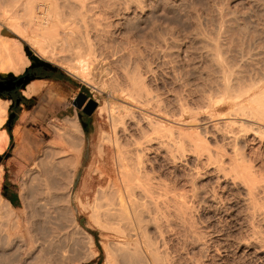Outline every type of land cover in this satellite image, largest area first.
I'll list each match as a JSON object with an SVG mask.
<instances>
[{
  "label": "rangeland",
  "instance_id": "1",
  "mask_svg": "<svg viewBox=\"0 0 264 264\" xmlns=\"http://www.w3.org/2000/svg\"><path fill=\"white\" fill-rule=\"evenodd\" d=\"M94 4L91 6L92 10L90 9V11L87 12L88 16H86V18L88 20L86 21V24L92 27L93 24L90 23L96 24V21L100 19L97 21V24L102 23L100 25L102 26V29L104 27L105 31H109L108 39L109 41L111 40L112 48L117 51L120 50V52L121 49H123L121 53L119 51L117 52V56H119V53L120 56H123L124 53H128L129 50H131L133 52L130 51V54L128 55H134L135 53V55L132 56L135 60L129 62L130 58L131 60L133 58L127 56V53L121 57L122 59L120 61L122 64L119 62V58L117 59V56L116 59H113V56H110V58L99 57V59L92 64L90 73L85 78H81V76H76L67 70L68 68L66 65L73 61V59H71L72 57L75 58V54L72 51H64L61 46H58L61 50L60 48L56 49L57 47H45L46 49L44 48V52H42V50L40 51L37 47L27 44L28 53L24 51L26 55L23 59V63H17L15 67L21 69H16V72L10 74L11 76L21 75L24 73L25 69L33 63L45 62L56 67L61 73L68 75L72 79V87L66 86L60 82H49L48 87L35 95L34 99L28 100L26 103H21L19 107L14 106L12 109V112L16 115H14L15 121H13L11 129L16 125L24 126L25 129H28L27 133L33 140V143H28L26 145L28 149L27 152L22 150L20 154H18L17 145L13 140L11 145L5 150L4 153H6V156H4L1 161V164L5 166V172L3 174L0 193L5 197L2 193L4 192L3 183L6 182L8 185L6 188L8 194L14 195L12 196L13 206L17 209L20 208L23 204L22 201H24V204L26 203V206L28 205L27 207L29 209L26 207V209H28V213H26L28 222L26 221L25 224L27 229H29L30 234H33V241H38V244H36V241L33 242V246L38 249V252L33 247L34 250L31 252L32 255L30 254L25 261H21L19 259L22 258L21 248L23 247L16 245L7 246L5 241H2L4 239H2L0 241V264H22L23 262V264H35L34 262L37 264V262H39L38 256L49 260V262L51 261L52 264L112 263L110 261L112 257L108 260L106 252L109 250L112 253V256L116 254V250L111 249V247L113 246L115 248V242L117 239L108 231L109 234H107L101 224H97V222L95 223L93 221L94 218L90 216V204L92 203L94 194L92 193V189L97 190L99 187L96 180L99 175L96 176L97 173H94V165L98 160L97 158L100 156L99 150L101 147H99V144L101 142V130L104 128L103 130L109 135L112 131L106 110L108 107H111L110 105H114L113 102L119 100L118 98L116 99V97L114 98V96H116V93L118 96L120 88L126 86L127 82L125 81V77L128 73L133 77L139 73V77L141 75V78L137 77L138 75L135 77L139 78L141 81L144 80L143 84H146L147 89L153 90V94L159 97L160 101H163L164 99L167 100L169 105L166 101H163L164 104H161H166V107L163 106V111H166L163 112L164 114L169 112L168 115L171 117L175 114V111L176 113L181 111L178 112V115H180L178 117L179 119L182 118L184 120H192L195 117L205 118L206 115L212 113L214 114V118H216L221 113V117L219 116L216 119L218 120L219 118L221 119L223 115H228L224 114L229 111V107L225 104L224 99V105L222 104L223 107L221 109L222 111H217L219 114L212 112L214 110H211L213 107H210V109L207 106L205 107L204 105L206 102L202 103L203 101L208 102L211 97L213 102L218 101V99L220 100L219 102H222L220 97H225L227 93L224 95L225 91L223 90L224 88H221V84L223 85L226 80L231 79V85L236 89L240 85L243 86L244 83L245 85L249 83L253 85L255 84V86L259 84L264 85V0H97ZM90 13L91 15L92 13L93 15L95 14V17L92 15L95 19L98 17L96 21L93 19L95 22L92 21V17L89 15ZM115 13L118 15L116 16ZM124 13L126 16H124ZM125 17L130 18H127L129 25L127 24V26H125L126 28L123 24L126 19ZM76 19L79 21L80 16L77 15ZM81 21L83 22L84 20L81 19ZM130 22L132 23L131 25ZM84 26L85 21L82 27ZM137 32H140V34ZM125 48L128 51L125 50ZM212 55H214V58H217L218 56V59L221 57L222 61H219L218 59L215 61L216 59L212 58ZM124 57H126L125 60ZM127 57L129 59H127ZM25 60L26 62L29 61L28 64L25 63ZM112 60L113 62H111ZM117 61L118 63H116ZM216 62L217 64L224 65V68L220 65H217V67L215 64ZM123 64L125 65L123 66ZM138 65H140V67ZM126 70L130 71L126 73ZM123 71L126 75L122 76ZM132 72H136V74H133ZM224 75H226L225 79H222ZM8 77L9 74L3 75L0 73V78ZM223 80L225 81L223 82ZM236 82H239L237 87ZM114 87L115 89H113ZM118 87H120L119 90ZM79 90L80 92H84L88 98L93 99L97 103L96 108L90 115L85 114L81 109H78L72 104ZM111 91L114 93L111 94ZM221 93L223 96H220ZM228 95L229 93L227 96ZM174 97H176L177 102L173 101L175 100ZM213 97L219 98L214 101ZM9 100L11 101V99ZM184 103H186V105L188 103L187 106H191V110L196 112L197 116L188 114L190 112L192 113V111H190V108L186 107ZM216 103L219 104L218 102ZM181 104L184 105L183 107L185 110H180L179 107L176 109V107ZM10 106L11 103L9 104L8 115L10 114ZM100 106H104V108L107 107V109L105 108L101 112L99 111ZM167 106L170 109H167ZM171 109L174 110V112L171 111ZM203 111L204 113H202ZM213 114L211 115L212 117L210 116L211 119L213 118ZM174 116L175 117L172 118L178 119L176 114ZM183 116L185 118H183ZM74 117H77L81 124L83 123L85 133L88 137H86L85 141L83 166L78 168L69 192L68 189H66V179H68L66 178V170L61 169L62 171H55L58 165L60 166L59 163L61 160L65 157L62 156V154L65 153H63L62 150L68 142L66 139L64 141L62 138V140L66 142L65 146L64 142L62 145V140L61 142L56 140L59 138L56 137L57 130H55L56 132L52 135V131H46L44 126L48 125L49 122H52L53 119L55 120V125L61 126L63 124L62 121L65 118L69 119ZM36 121L37 125L34 123ZM3 126L6 128V122ZM30 128H32V130H30ZM40 129L46 132L44 140L51 139V143H49L50 141L48 143L52 148L48 146V143L46 147H41L44 141L40 137L42 135ZM211 129L212 127L207 128L208 133H206L209 136L207 137L210 138L208 141L212 142L210 144L213 148H221L222 142L224 141L222 138L219 139L220 136L213 133V129ZM208 130L212 133H209ZM250 133L251 131H249V134ZM138 134L139 133H136V136L140 137L141 134ZM250 136L251 135H249V137ZM263 139H260L262 141L256 140L254 142L255 144L251 141L245 143L246 145L248 144L245 147L243 142V145L240 147L242 149H240L241 152L243 151V154L246 156L245 159L248 165H254L253 169L256 174L255 178H258L257 183H260V186L258 184L259 187H263L264 185V181L262 180L264 179ZM53 141H57V143H54ZM34 142H39L41 151L31 162L32 155L34 157L36 155L34 146H36L35 144L37 143L34 144ZM52 143L56 144V148L52 146ZM218 143L221 145H218ZM105 144L107 145V143ZM105 144L104 148L106 147ZM261 144H263V146ZM257 146L260 147L258 148ZM225 149L229 151V148L227 149L226 147ZM106 152L108 151L106 150ZM110 153L112 154L113 151ZM158 157H161L160 160ZM157 158L159 161L158 163L155 162L154 169L156 174H159L158 176H160L162 182L173 181L172 183H174L175 181L177 184L181 182L178 186L180 188L184 186L182 189H185V186H187L186 189L191 187L192 183L187 184L184 179H188L190 168L192 167L191 165L196 164L193 156L187 155L185 158L188 160L186 161L185 158L184 160L182 159L179 161L180 163H177V167H171L167 163V159L162 156H157ZM226 158L225 160L228 162V164H226L229 166L228 172L231 176L234 171L230 172L232 171L230 170V162L228 161L229 159ZM17 160H19L25 168L22 172L19 171L14 173V166L17 164ZM162 160H165L164 164L161 163L163 162ZM191 161L193 163H191ZM34 162H36L37 165L35 164L36 167L34 166L32 170L30 169V166L32 164L34 165ZM201 165L202 164H200V167ZM106 167L110 172L114 170V165L111 159L107 161ZM203 167L204 166L202 165V169H200V173L203 172L201 176L200 174L197 177L194 175V184L196 183L195 185L199 189V192L201 190V192L198 193V201L201 200L198 202L196 197L195 201L197 202L194 201L193 203L194 212L192 210V214L194 215L192 216V221L194 222V219L196 220L194 222L195 225L194 223L192 224L195 226L193 229H196L198 233L200 232L199 236H201L200 234L204 236V238L203 236H201V238L203 244L206 246L202 245L203 247H201V245H199L196 241V237H194L195 234L189 228H187L188 232L184 229L186 231L185 233L182 231L183 228L175 227L177 230H174V233L170 231L171 234H168L167 232V234L165 233L167 236L164 234L170 256L173 255L176 258V264H193L194 262L196 264V260L199 264H264V248H262L264 246H256L258 243L255 242V237H253L256 235L255 232L257 231H261L264 236V221L259 219V216L252 217V214H249V212L252 213V211H249L250 205H248V200L246 201V189L244 190V187L247 185L244 181L242 183L240 179H236L234 177L235 173L232 174V176L234 175L232 178L229 175L228 177L230 178H224L222 174H217L212 166L208 168L205 166L204 169ZM52 169H54V171ZM28 170H31L29 175L27 172ZM169 170H171V172H169ZM204 171H206V173ZM186 172H188L189 175H187ZM21 174L22 176L24 175V182L26 183L23 187L21 186ZM25 174L26 176L28 175V177H26ZM61 175L62 177L66 175L63 178L65 183L63 182ZM93 176L94 179L92 178ZM176 176H178V178ZM46 177L47 179L44 180ZM217 177L220 179H217ZM233 178L234 180H232ZM49 179L51 184L49 181L47 182ZM235 180H238L236 182L240 187ZM259 180L263 182H259ZM46 185L51 186H48L47 189ZM219 185L220 187H218ZM262 189L264 190V188H261V190ZM204 190H208V194L207 191L205 192ZM209 191H211L210 194ZM259 194L260 196L258 195L257 197H261V199L257 198V200L259 203H263L264 191H260ZM202 195L203 197L200 198ZM206 197H208V199ZM212 197H216L217 199H213ZM81 204L84 205V207ZM150 219L148 216H145L144 218L143 224L146 233H148L150 239H153V243L159 247V250L161 251V249H163L162 252H164L166 251V247L163 245V239L161 238L162 236L159 234L160 230L157 227L159 222ZM100 225L103 229H101ZM180 228L182 232H180ZM131 233L133 234V232ZM188 233L192 234H190L192 236L190 237L191 239H195L189 240V238H186ZM184 235L186 236L184 237ZM112 241L114 242V245L109 247ZM196 243H198L197 246ZM107 246L109 248L105 250V247ZM204 247H208V249L206 248L207 251ZM39 248L41 251L43 250V252L40 253ZM130 256L131 255H126L121 259L119 255L116 257V261L114 256L113 263L128 264L130 262L129 264H144L142 263L141 258ZM106 259L108 262L110 261V263L106 262ZM192 259H195V261Z\"/></svg>",
  "mask_w": 264,
  "mask_h": 264
},
{
  "label": "bare ground",
  "instance_id": "2",
  "mask_svg": "<svg viewBox=\"0 0 264 264\" xmlns=\"http://www.w3.org/2000/svg\"><path fill=\"white\" fill-rule=\"evenodd\" d=\"M96 1L97 0H0V73L3 75H8V74L10 75L12 72H16L15 70L18 68V67L15 68L16 64L20 62L23 63V59L25 58V55H26L25 52L28 53L27 44L37 47L40 51L42 50V52H44L45 47L46 48L48 47L56 48L57 47L56 49H59L60 47L58 48V46H61V48H63L64 51L65 50L67 51L69 50L70 52L72 51L75 54V58L72 57L71 59H73V61L70 64L66 65L68 68L67 70L76 76H81V78H85L90 73L92 64L96 62L99 59V57L110 58V56H113V59L114 58L116 59V56L118 55L117 52L118 51L120 52V50L117 51L112 48L111 40L109 41L108 39L109 31L108 30H107L108 32L105 31L104 27L102 29V26H100L102 23L101 24L98 23L99 26L97 24V21H99L100 19L97 20L98 17L95 19L94 18L95 14L93 15L92 13V15L94 16L92 17L90 13L89 15H91L92 21L95 22L97 20L96 24L90 23L91 21L89 23L93 24L94 26L92 25L91 27L86 24V21L88 20L86 18V16H88L87 12L90 11L91 6H93L92 4H94ZM77 15L80 16L79 21L76 19ZM115 15L117 16L118 14L115 13ZM124 16H126L125 13H124ZM127 18L123 22L124 27L127 26V24L129 25ZM81 19L85 21L84 27H82V25H84V21L82 22ZM93 19H95V21ZM131 24L132 23L130 22V25ZM137 33L140 34V32H137ZM125 50L127 49L125 48ZM122 51L123 49H121V52ZM130 51L131 50H129L128 53L126 52L127 54L126 53L124 54L130 57L134 56L135 53L134 55H128L130 54ZM120 53H119V56H117V59L119 58L118 59L119 62H121L120 61L122 59L121 57L124 56L123 53H122L123 56L122 55L120 56ZM212 56L211 57L214 58V55ZM125 58L126 57H124V60ZM127 59L129 58L127 57ZM214 59H216L215 61H217L218 56L217 58H214ZM133 60L135 59L133 58L131 60L130 58L129 62ZM218 60L222 61V58L220 57ZM28 62H26L25 60V63L28 64ZM111 62H113V60ZM116 63H118V61ZM215 64L216 66L220 65V64H217V62ZM124 65L125 64H123V66ZM138 66L140 67V65ZM220 66L223 67L224 65H220ZM20 69H17V70H20ZM128 71L130 70H126L125 72L127 73ZM123 72H122V76L126 75V73L124 72L125 73L124 74ZM132 73L136 74V72H132ZM128 74L126 75V77L124 76L126 80L123 77H121L123 78V80L127 82V84L125 83L126 86L121 87V88L118 87V90L120 88V93L118 94V96H117V93H116V96H114V98L116 97V99L118 98L119 100L113 102L114 105H110L111 107H108V109L107 107H105L107 109L106 111L108 113L107 114L108 119H109L108 121L110 122L112 131H111V134L109 135L107 134L105 130H103L104 128L101 130V135H100L101 142L99 144L100 145L99 147H101L99 150L100 156L99 158H97L98 160L96 164L94 165V171H95L94 173H97L96 176L99 175V177L96 178L97 183L99 184V187L97 190L92 189V193L94 194H93L92 203L90 204L91 205L90 216L96 220L95 221L93 219L95 223L97 222V224H101L103 226L104 231L107 234L111 233L112 236H114V238L117 239V240L114 239L116 240L115 248L112 246L114 245L113 241H112L113 243L109 242L111 245L107 244L109 245V247L110 246L113 247V248L111 247V249L116 250V254L113 256L111 255L112 253L109 250H107L106 253H107L108 260L109 258L112 257L110 261L113 263L114 256H115V261H116V257L119 255L121 259H123L122 258L123 256L131 255V256H136L138 258H141L142 263L144 264H176L177 263V261L175 260L176 258L173 255L170 256V253L168 252V248H167L168 246H166L167 241L164 238V234L166 232L168 234L169 233L171 234V232H173L174 230H177L175 227L183 228L182 231L185 233L186 231L184 229H186L188 232L187 228H189L195 234L193 235L194 237H196L197 239L196 241L199 243V245H201V247H203L202 245L206 246L202 242L201 236L203 235L200 234L201 236H199L200 232L198 233L196 229H193V227L195 226H193L192 224L196 220L194 219V222L192 221V216L194 215L192 214L193 203L196 197H197L196 200L198 201V198H199L198 193L201 192V190L200 192L198 191L199 189L195 185L196 183L194 184V175H196L197 177L200 174L201 176L203 172L200 173L201 172L200 169H202L201 167L203 165L204 167L207 166V168L212 166L214 171L217 174H220V175L222 174L224 178L228 177L229 166H227L228 162H226L227 160H225L226 157L229 159L228 161L230 162L229 164L231 168L230 170H232V171L230 170L229 171L230 172L234 171L232 174L235 173L234 174L235 176L234 175L233 176L238 180L240 179L242 183L244 181L245 184L247 185L246 187H244V190L246 189L245 191H246L247 196L245 194L243 195L247 197L246 201L248 200L249 202L248 203V205H250L249 206L250 209L248 208L249 211L250 210L252 211V213L249 212V214H252L251 215L252 217L259 216L260 217L259 219L264 221V202L259 203V201L257 200V198L261 199V197H257V196L258 195L260 196L259 194L260 191L261 192L264 191L263 189H262L263 191L261 190V188H264V185L263 187H259L260 183H257L258 178L257 179L255 178L256 174L254 173V169H253L254 165L253 166H251L252 164L248 165L245 159L246 156L243 154L244 153L243 151L241 152L242 149L240 148L243 145V142H244V147H245L248 145V144L246 145L245 143H248L250 141L254 143L256 140H260L264 138L263 137L264 136V85L259 84L255 86V84L253 85L249 83L245 85L244 83L243 86L241 85L238 86L239 82L238 83L236 82L237 83L236 87L238 86V88L236 89L233 85H231L232 83L231 79L226 80V81L223 80V82L224 81L225 82L224 83L222 82L223 85L221 84V88H224L223 89L225 91L224 95L225 93L227 94L229 93V95L227 96L226 94L224 97L221 93L220 96L221 95L223 96V97H220L222 102H219L220 101L219 99L218 101H216L219 104H217L216 102H213L212 97L211 98L209 97L210 95L207 96L210 98V100L208 102L202 100L203 101L202 103L206 102L205 105L204 104L203 105L205 107L206 106L209 107V109L210 107H213L211 109V110L214 109L212 112L217 113V111L222 109L224 105L223 102L225 101V104L227 105V107H229V111L224 114L225 115L228 114V115L226 116L223 115L224 118L222 116V118L221 119L219 118L218 120L216 119L221 115V113L219 116L217 115L219 113H217L216 115L218 117L216 118H214V114L212 113L213 114L212 119H211L212 114H208L206 115L205 118L195 117L192 120H184L182 118L179 119L178 117L180 116L178 115V112H181V111H178L177 113L175 111V114L177 115L178 119L172 118V117H175L174 113H173L174 115L170 117V115H168L169 112L167 110V109H170L168 106H167L168 108L166 109L168 113L164 114L163 112L165 110L163 111V106L166 107L165 106L166 104L165 105H161V104L163 103V101H166V103H168L167 100L165 99L163 100L162 98L163 101H160L159 97L153 94V90L147 89L146 84L145 85L143 84L144 80L141 81L139 79L141 78V75L139 77V73L137 74L138 76L134 75V77L132 75L130 76V73ZM225 76L226 75H224L222 79H225ZM236 79H239V78H236ZM39 88L41 89V84L40 83L38 84V82L36 83V81L32 79L28 81L25 84V86L22 88V94L25 97H30L35 92L40 91L38 90ZM113 89H115V87ZM112 93L114 92L111 91V94ZM217 98H214V101L217 100ZM174 99L175 100L173 101L177 102L176 97H174ZM10 103L11 101L9 99L0 95V155L5 152L8 146L9 140H10L9 133L7 129L3 126L8 118V108H9ZM184 105L186 107H189L187 106L188 103L187 105L186 103H184ZM184 105L182 104L180 106L176 105L177 106L176 109L179 107L180 110L181 109L183 110ZM105 108L104 106H100L99 111L102 112ZM172 109H173V106H172ZM172 109L171 111L174 112V110ZM190 111H192L191 108H190ZM193 112L194 111L188 114L190 115L193 114L197 116L196 112L194 113ZM202 113H204V111ZM183 118L185 117L183 116ZM62 123L63 124L61 126H57L54 124L53 127L56 129L52 128L54 130H57L56 137L57 138L59 137L58 138L59 140L56 139L57 141L61 142L63 138L64 141L66 139V141L68 142L66 143L62 140V145H63V142H64V146L66 143V146L63 147V150H62L63 153L65 152L64 154H62V156H65V157L62 160L60 159L61 162L59 164L62 168L58 165L59 168L57 167L55 171L61 170V169L66 170L67 172L66 178L68 179H66L67 188L66 186L65 188L68 189V191L70 192L72 182H73V179L75 178L77 170L79 167L83 166L82 163H83L84 147H85L86 137L88 136L86 135L85 130L82 127V124L79 122V119H77V117L69 118V119L65 118L62 121ZM55 126H57L58 128ZM209 127H212L213 129L212 132L215 134H218L220 136L219 139L222 138V140L224 141L222 142L223 146L218 143V145H221V148H218V147L213 148V146L210 144L212 142L208 141V139L210 138H208L209 136L207 134L208 133L207 128ZM249 131H251L250 134H249ZM212 132L209 131V133H212ZM136 133L141 134L140 137L136 136ZM209 135H213V134H209ZM249 135H251L252 137L250 136L251 137L250 138ZM57 141L55 142L53 141V142L57 143ZM49 143H51V141ZM49 143H48V146H50ZM105 143H107V145ZM262 143L264 144V142ZM104 144L106 145L105 148H104ZM263 144L261 145L263 146ZM55 145L56 144H53L52 146L56 148ZM225 146L227 147V149L229 148V151L225 149L226 148ZM59 147H62V146H59ZM106 150L108 152H106ZM111 151H113L112 154L110 153ZM187 155L193 156L196 161L195 165L194 164L191 165L192 167L190 168V175L188 174V172H186L187 175H189L188 179H184L186 180L187 184L192 183L190 187L191 189L190 188H188L189 190L186 189L187 186H185L186 187L185 189H182L184 186L180 188L178 185H180L181 182L179 184H177L175 181L174 183H172L173 181L162 182V179H160V176H158L159 174L157 175L154 169L155 162L158 163V161L161 158V157L160 158L158 157L159 160H157L158 159L157 156H162L165 159H167L168 162L167 161L166 162L171 167H173V166H176L177 163L181 161L182 159L184 160V158ZM109 159L112 160L113 165H114V170L112 172L108 171V168L106 167V163ZM247 159H250V158H247ZM185 160L187 161L188 159L185 158ZM164 161L163 162L160 161V162L164 164L165 163ZM191 163L193 162L191 161ZM35 164L37 165V163L34 162V165L32 164L30 166V169L33 170ZM200 164H202L201 167H200ZM52 170L54 171V169ZM30 171L29 170L27 171L28 175ZM3 172H4L3 167L0 166V188H1L2 181H3ZM169 172H171V170H169ZM204 172L206 173V171ZM232 174L231 176L229 175L231 178L233 177ZM28 175L26 177H28ZM65 176L62 177L61 175L62 179ZM176 177L178 178V176ZM219 177H217V179ZM21 178H22L21 186L23 187L26 184L24 182V175L23 176L21 175ZM92 178L94 179V176ZM46 179L47 177L44 180ZM232 180H234V178ZM238 180H235V182ZM262 180L264 181V179ZM48 181L50 183V179L47 180V182ZM64 181L65 180L63 179V182ZM263 181L259 180V182H263ZM48 186L49 185H46L47 189H48ZM218 187H220V185ZM206 191L208 194V190ZM210 192L211 191H209V194ZM202 197L203 195L200 198ZM206 198L208 199V197ZM214 198L217 199L216 197ZM22 202H23L22 206L17 209L14 206H12L9 200L3 197L0 193V241L4 239L2 241L3 242L5 241L7 246L8 245L22 246L23 247L21 248L22 258L20 257L21 259L19 260L25 261V259H27V257L30 256L31 252L34 249H36L33 246L34 244L33 242L36 241L37 242L36 244H38V241L37 240L33 241L34 239V238L32 239L33 234L31 235L29 232V229H27V226L25 223L27 221L26 213H28L27 210L29 208L27 207L28 205L27 206L25 205L26 203L24 204V201ZM82 206L84 207V205ZM26 207L28 209H26ZM145 216H148L149 219L151 218L150 220L159 222L157 227L160 230L158 231H159V234H161L162 236L160 237L163 239L164 244L162 242L161 243L165 245V247L167 248V249L165 248L166 251L162 252L163 249H161L160 251L159 247L155 243H153L152 241L153 239H150V237L148 236V233H146V230L143 224ZM102 226H101V229H103ZM181 228H180V232H182ZM131 232H133V234ZM191 233H188L189 235L187 234V237H186V238H189V240L191 239L190 237H192ZM255 233L256 235L253 236L255 237V239L254 238L252 239L256 240L255 242L258 243L256 246L258 245L264 246V236L261 233V231L260 232L257 231ZM185 236L186 235H184V237ZM198 243H196V246ZM109 247L108 246L105 247V250ZM40 248H39V251L41 253L43 252V250L41 251ZM206 248L208 249V247ZM206 248L205 250L207 251ZM36 250L38 252V249ZM38 257H39L38 258L39 262H37V264H52L51 261L49 262V260L47 259H44L40 256ZM134 259L136 260L135 257ZM108 260L106 262H108ZM192 260L195 261V259H192ZM110 261L108 263H110ZM34 263L36 264V262ZM193 264H195V262ZM196 264H199L197 260H196Z\"/></svg>",
  "mask_w": 264,
  "mask_h": 264
},
{
  "label": "crops",
  "instance_id": "3",
  "mask_svg": "<svg viewBox=\"0 0 264 264\" xmlns=\"http://www.w3.org/2000/svg\"><path fill=\"white\" fill-rule=\"evenodd\" d=\"M34 80L36 81V83L38 82V84L39 83L41 84V89L39 88L38 90H40V91L35 92L30 97H25L27 99H34L35 98V95L39 94L42 90H44L45 88L48 87L49 81L50 82H60V83L65 84L66 86L72 87L71 82H68V81H60V80L58 81V79L57 80H53V79H34ZM45 81H46V83H45ZM21 94H22V90H21ZM54 121L55 120L53 119L52 122H49L48 125L44 126V129L46 131H48V130L52 131V135H53V133H55V130H54L55 128L53 127L54 126ZM34 123L37 125V121L34 122ZM82 127H83V123H82ZM52 128H54V129H52ZM30 130H32V128H30ZM27 131H28V129H25L24 126H22V125H16L13 129H11L12 142H13V140L15 141V143L17 145V153L18 154H20V152L22 150H24L25 152H27L28 149H27L26 145L28 143L29 144L33 143V140L29 137V134L27 133ZM40 131H41V134H42L40 137L44 141V143H43V145L41 147H43V146L45 147L46 144L51 139L50 140H44V135L46 134V132L44 130H41V129H40ZM11 137H10V139H11ZM35 143H37V144H35ZM34 144L36 145V146H34L35 151H36V155H35V157L32 155L31 162L38 156L39 152L41 151L39 142H34ZM8 146H10V140H9ZM8 146H7V148H8ZM16 163L17 164L14 166V171L13 172L15 173V172H19V171L20 172L24 171V168L25 167L22 166L21 162L19 160H17ZM0 166L3 167V171L5 172V166H3L1 163H0ZM4 172H3V174H4ZM9 202L13 206V204L11 203L10 200H9Z\"/></svg>",
  "mask_w": 264,
  "mask_h": 264
},
{
  "label": "water",
  "instance_id": "4",
  "mask_svg": "<svg viewBox=\"0 0 264 264\" xmlns=\"http://www.w3.org/2000/svg\"><path fill=\"white\" fill-rule=\"evenodd\" d=\"M39 65H44L46 67H49L53 70H56L57 68L56 67H53L51 66L50 64L48 63H45V62H39L37 63ZM17 76H11L9 75L8 77V80H5L6 83L9 82V79H16V82L15 84L17 86L21 85V87L23 88L25 86V84L30 81V79H32L31 77H29L28 75H24L22 77H19V78H16ZM13 86H6V87H0V91L2 90H10L11 88H13ZM23 97H25L23 94H22ZM19 99L20 98H17L15 100V103L18 104L19 103ZM72 104L77 107L78 109H81L85 114L87 115H90L92 113V111L96 108L97 106V103L96 101H94L93 99L91 98H88L87 95L84 93V92H79L75 99L73 100ZM14 116V113H10L8 115V119H12ZM4 196L6 195L5 192L2 193Z\"/></svg>",
  "mask_w": 264,
  "mask_h": 264
},
{
  "label": "flooded vegetation",
  "instance_id": "5",
  "mask_svg": "<svg viewBox=\"0 0 264 264\" xmlns=\"http://www.w3.org/2000/svg\"><path fill=\"white\" fill-rule=\"evenodd\" d=\"M30 67L31 68L27 72L22 73L21 75L17 76L16 78L22 77L24 75H28L29 77H32L33 75H41V73H42V75L47 74V75L51 76V78H47V79L57 80L56 78L59 77V74H60L59 70H57V69L53 70L49 67H46L44 65H39L37 63H33ZM5 80H8V78H0V87H6V86L11 87L13 85H14V87L11 88L10 90H2L1 92H9L10 95L13 97V99L16 100L17 99L16 93L18 92L21 94V88H22L21 85L17 86L15 84L16 79H11V80L9 79L8 83H6ZM60 81H62V80H60ZM79 92H80V90H79ZM20 104L21 103L16 104L14 101V106L19 107ZM11 105H12V100H11ZM14 106H12V107L10 106V113H12V109Z\"/></svg>",
  "mask_w": 264,
  "mask_h": 264
},
{
  "label": "trees",
  "instance_id": "6",
  "mask_svg": "<svg viewBox=\"0 0 264 264\" xmlns=\"http://www.w3.org/2000/svg\"><path fill=\"white\" fill-rule=\"evenodd\" d=\"M30 68H31L30 66L27 67V68L25 69L24 72H27ZM57 70H58V69H57ZM59 72H60V71H59ZM31 78H32V79H47V78H51V76H50V75H47V74L42 75V73H41V75H33ZM32 79H30V80H32ZM56 79H58V80H62V81L72 82V79H71L68 75L63 74V73H61V72H60V74H59V77H57ZM0 95L3 96V97H7V98L11 99V100H12V105H11V107L14 106V101H15V100L13 99V97L10 95L9 92H1V91H0ZM16 96H17V98H20V99H19V103H26L28 100H32V99H27V98L23 97L22 94H20V93H18V92L16 93ZM12 113H14V112H12ZM14 115H16V114L14 113ZM13 121H15V117H14V116H13L12 119H7V121H6V129H7V131H8V133H9L10 136H11V128H12V123H13ZM8 124H9V125H8ZM11 143H12V137H11V139H10V145H11ZM4 156H6V153H3L2 155H0V163H1V161H2V159H3ZM7 186H8L7 183L4 182V183H3V190H4L5 194H6L5 197H6L8 200H10L11 203L13 204L12 196H14V195H9V194H8V191H7V189H6Z\"/></svg>",
  "mask_w": 264,
  "mask_h": 264
}]
</instances>
